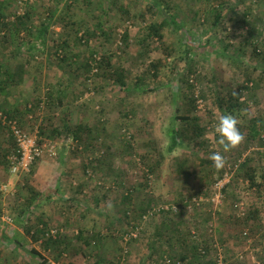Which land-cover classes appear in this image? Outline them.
Returning <instances> with one entry per match:
<instances>
[{
  "label": "rangeland",
  "instance_id": "374dc122",
  "mask_svg": "<svg viewBox=\"0 0 264 264\" xmlns=\"http://www.w3.org/2000/svg\"><path fill=\"white\" fill-rule=\"evenodd\" d=\"M158 1L0 0V66L39 78L23 128L40 145L57 144L28 175L5 171L13 183L0 186V264H182L181 241L204 243L202 234L215 240L212 264H264V0ZM170 12L182 30L167 25L163 43L137 40ZM231 94L241 96L235 116L245 140L223 152L217 98ZM179 116L196 118L203 131ZM254 120L260 135L249 140ZM66 125L82 127L81 138ZM173 130L183 138L169 152ZM215 151L226 157L220 170L209 159ZM246 161L259 169L262 187L248 189L239 174ZM218 182L224 187L214 202ZM141 201L151 208L143 221L125 217ZM169 209L170 218L160 213Z\"/></svg>",
  "mask_w": 264,
  "mask_h": 264
},
{
  "label": "trees",
  "instance_id": "16d2710c",
  "mask_svg": "<svg viewBox=\"0 0 264 264\" xmlns=\"http://www.w3.org/2000/svg\"><path fill=\"white\" fill-rule=\"evenodd\" d=\"M165 2H167V1L166 0H160V1H158V4H162V3H165ZM4 4H5V2L0 3V15L2 14V6H4ZM153 9H155V8H153ZM163 9H164V7H163ZM165 9L167 10V8H165ZM26 18H28V14H26L25 16H23L21 18L19 17V19H18L19 26H26V20H25ZM219 20H220L219 17H215L214 25H216ZM167 25H173V27L176 28L177 30H182L183 29L182 25L180 24V22L178 20V18L170 12L169 13V19H164L160 24L150 23L148 25V27H146V28H144V30H142V32H139V34L137 36V40H139V42H141V44H142V43H145V42L149 41L150 39L156 38V39H158V41L160 43H163L164 36L162 34V31L166 28ZM107 29H109V28H107ZM47 31H48V26L46 28H43L40 31L39 37L44 36ZM124 40L125 41L127 40V35L125 36ZM27 49L29 51V54H32L34 52V50H36L34 44H32ZM104 61H105V63L107 65H110V61L109 62L107 60H104ZM86 65H88V64H86ZM154 67H156V66H154ZM187 99H189V98L187 97ZM240 99H241V96H239V95H236V96H233L232 94L230 96L227 95V100H225L220 95H218V98H217L218 107L223 112V114L231 113V114L235 115L238 112V110H239L237 107H240V106L243 105V103L240 102ZM189 101L192 102L193 99L190 98ZM8 116L10 118H12L9 114H8ZM12 119H14V118H12ZM176 119L177 120H182V121L185 122V121H191L192 118L179 116ZM192 120H194L193 123L195 124L196 130L198 132H202L203 130L196 123V121H197L196 118L192 119ZM256 122L257 121H255V120L252 121L250 126L247 127L250 130L249 133H248V139L249 140H255L260 135V128H259V126H258V124ZM262 125L264 126V123H262ZM65 129H66V131L68 133L69 132L72 133L74 135V138H76L77 140H79L81 138L80 137V134H81L80 129L82 130L83 129L82 127L77 128L76 130L74 129V131H73L70 126L66 125ZM170 136H171V144L172 145L169 148V152H172L177 146H179V139L180 138L182 139L183 136H182L181 132H178V131H175V130H173L170 133ZM183 165H182V163L178 165V170H180V172H182V170H183ZM242 168L243 169L240 170L239 174H240L241 177L242 176L245 177V179H248V181L250 182V186L248 187V189H254V188L262 187L263 184L260 183V180H259L260 171H259L258 168H256L255 166H252L250 161H246L243 164ZM153 172L154 171L151 170V173H153ZM261 178L264 179V176H261ZM48 193H49V196H50L51 190ZM48 193H45V195H48ZM204 196H207V194H204ZM125 200L127 202L131 203V205H132L133 200H134L133 199V193L132 192H130V193L128 192V194L125 196ZM31 201H33V200H31ZM137 204H138V206H135V208L133 210L127 211L124 215H125V217H129L128 214L131 212L133 214L132 215L133 216L132 217L133 220L140 223V222L143 221L144 215H146L148 210L151 209V208H150V205H148V204L145 205L144 202H142V201L138 202ZM160 213L164 214L167 218H170L171 216L174 215L172 209H169V211L160 210ZM258 213H259V211L257 209H255L254 211L250 212L248 217H247V219H246L247 223L252 221L253 218H257L256 215ZM175 215L178 216L176 213H175ZM198 217H199V215H198ZM202 237L204 238V243L197 242L196 241L197 239H193V241H191V243L187 242V240L185 238H184L183 241H181L180 245L183 246V251H184L183 254L184 255L181 256V258H179L180 261H182L183 263H187L186 261L188 260V258L193 259V260H189L187 264H193V263L194 264H199V263L203 264V262H200L202 258L204 260L206 259V261H209L208 260V258H210L209 250L212 249V248H208L209 241L214 243L215 240L210 239L211 237L208 236L207 234H202ZM162 240H165V241H167V243H169L171 238H169L168 236L160 235V237H158V241H162ZM49 242L57 243L59 241H57V240H55V241L49 240L48 243ZM202 244H203V246H202ZM222 244L224 245V242H222ZM33 253L38 255V253L36 251H34ZM164 253H166V252H164ZM42 259H43L42 263L45 264L47 261L44 258H42ZM158 259H161V260L157 261V264H162L163 258H158ZM168 259H169V261L167 263H165V264H171L173 262V261H170L171 260L170 258H168ZM103 263L104 264H113V262L111 260H107V259H98L97 262H96V264H103ZM206 264H212V262L209 261Z\"/></svg>",
  "mask_w": 264,
  "mask_h": 264
},
{
  "label": "crops",
  "instance_id": "0c3cea01",
  "mask_svg": "<svg viewBox=\"0 0 264 264\" xmlns=\"http://www.w3.org/2000/svg\"><path fill=\"white\" fill-rule=\"evenodd\" d=\"M30 74V70L25 67L0 66V111L6 114L8 113L12 118L19 121V126L22 128L27 127V125H29V123L31 122L26 119L28 117V112L26 109L25 100L35 95L38 96L39 93V86H37V84L39 83V78H35ZM26 83L28 85L26 86V88H23ZM30 84L31 86L29 88ZM59 95L64 94L59 93ZM64 97L65 96H59V98H57V104L62 105V107L66 105L64 103ZM47 120H45L46 123H48ZM49 132V127H46L45 129L40 131V135L41 137L43 136V138H46L48 137ZM15 148L16 144L10 130L0 127V186L7 187V185L13 183V179L7 178L5 171H8L10 173L7 158ZM45 159H48V157L46 156L43 160ZM47 164V161H43L42 164L40 163V165L44 166ZM40 165L39 168L35 171L38 175H41L42 171L44 170V168ZM3 167L5 170L2 169ZM40 198L41 200H39ZM42 199L43 198L39 196V198L36 197L34 201H37L36 203L40 204L42 202ZM0 201H3L2 196L0 197ZM162 264H165V262H163Z\"/></svg>",
  "mask_w": 264,
  "mask_h": 264
},
{
  "label": "built area",
  "instance_id": "2783aa9c",
  "mask_svg": "<svg viewBox=\"0 0 264 264\" xmlns=\"http://www.w3.org/2000/svg\"><path fill=\"white\" fill-rule=\"evenodd\" d=\"M0 127L10 129L16 144V148L7 158L11 174L28 175L32 171L33 166L39 160H42L45 155H55L54 151L57 144L52 145L50 143L49 145H40L37 137L22 129L16 119L10 118L7 114L1 111ZM227 179H229L228 173L225 174L224 181H227ZM217 185L220 197L216 194L213 199L214 202L219 201L221 198V191L224 187V182H218Z\"/></svg>",
  "mask_w": 264,
  "mask_h": 264
},
{
  "label": "clouds",
  "instance_id": "9594fccd",
  "mask_svg": "<svg viewBox=\"0 0 264 264\" xmlns=\"http://www.w3.org/2000/svg\"><path fill=\"white\" fill-rule=\"evenodd\" d=\"M214 132L218 136L216 143L222 148L223 152L231 151L245 140V136L239 128L238 118L231 113H226L219 117L214 125ZM209 159L217 170L225 166L226 157L221 151L212 152ZM111 207L109 205L110 209Z\"/></svg>",
  "mask_w": 264,
  "mask_h": 264
}]
</instances>
